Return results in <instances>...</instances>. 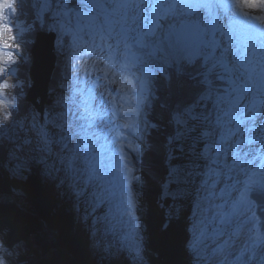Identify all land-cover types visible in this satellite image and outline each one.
<instances>
[{
  "label": "snow or ice",
  "instance_id": "6c2138e0",
  "mask_svg": "<svg viewBox=\"0 0 264 264\" xmlns=\"http://www.w3.org/2000/svg\"><path fill=\"white\" fill-rule=\"evenodd\" d=\"M23 8L24 0H0V151L5 152L0 169L14 180H24L33 165H39L44 176L67 185L77 210L81 202L91 208L85 222L101 209L109 193L99 182L93 144L99 139L97 131L107 128L102 114L108 103L105 93L116 105V98L99 82L117 84V71L109 70L112 65L127 81L118 90L126 89L125 96L136 93V107L121 105L119 111L139 117L129 120L141 143L158 127L149 114L161 93L174 98L171 104L160 103L174 129L168 146L185 152L188 163L170 169L167 183H175L177 192L164 194L176 198L194 193L197 226L186 242L193 264H264V233L257 230L255 216L247 215L252 196L264 197V0H43L36 8L46 10L44 19L58 32L60 49L70 41L72 94L58 97L56 108L43 116L19 118L24 82L17 72L28 60L25 37L32 30L19 23ZM84 56H95L91 63L103 65L104 75L92 81L94 88L103 87L98 106L89 103L96 99L91 89L84 97L78 87L79 72L89 62ZM124 72L135 78V87ZM84 75L92 77L87 71ZM11 89L17 95L9 99ZM129 126L127 121L122 124ZM120 149L123 152L122 143ZM131 150L138 153L140 148ZM133 171L124 164L127 214L136 219L132 182L140 177ZM22 196L12 188L0 192V203L19 206L17 198ZM212 198L222 203L212 204ZM205 201L211 208L203 206ZM233 218H242L235 230L219 227L230 226ZM106 219L96 216L93 223ZM8 231H0V264L13 259L26 264L20 258L27 255L28 242L18 239L9 245ZM95 236L94 229L92 246L99 247ZM145 251L139 231L134 243L124 238L104 248L111 258L126 254L130 264H147Z\"/></svg>",
  "mask_w": 264,
  "mask_h": 264
},
{
  "label": "trees",
  "instance_id": "16d2710c",
  "mask_svg": "<svg viewBox=\"0 0 264 264\" xmlns=\"http://www.w3.org/2000/svg\"><path fill=\"white\" fill-rule=\"evenodd\" d=\"M38 1L24 0L23 15L19 19L20 24L32 26L30 35L25 37L29 40L27 45L30 49L39 31L51 30L37 21L41 17L40 10L36 8ZM60 50L55 44L56 64H60L65 55L71 58V50ZM31 64L30 56L26 63L21 64L17 72L19 80L24 82L19 96L28 92ZM58 68L55 66L53 70L48 89H54L60 77L64 76ZM12 82H15V78ZM10 92L8 98L17 95L15 89H11ZM165 100L170 104L174 102V98L162 92L161 100L155 104L149 114L150 119L157 123L158 127L150 129L145 137L144 155H146L142 157V165L146 170L139 168V173L143 172L139 180L141 204L138 207L143 209L142 223L146 254L149 257L147 264H192L193 257L186 250V242L189 241L187 235L192 232V226L195 224L190 220L191 216L194 217L195 201L191 200L190 194L178 195L176 198L164 194L168 191L175 193L172 191L177 188L175 183H167L170 169L185 165L187 159L185 152L168 146V137L174 129L167 120L165 110L160 107V103ZM56 101L51 93H48L45 111L56 108ZM19 105V118H23L29 113L31 105L25 97L19 98ZM4 154V151H0V157ZM40 173L41 169L33 165L31 171L26 174V179L14 180L7 172L0 169V192H10L12 188H16L23 193L20 197L22 205L0 203V231L9 229L6 237L9 245L18 239L28 242L31 254L28 253L27 256L20 258L26 264H93L87 258L93 241L89 233V225L93 222L91 217L86 222L83 219L85 213H91L92 210L83 202L79 204L77 210V201L75 207H71L67 185L61 186L57 181L54 189V183L42 178ZM134 182L137 181L132 182L133 186ZM36 191L39 192V196L34 195ZM54 207L57 210H54ZM104 208L105 205L93 216H100ZM31 241H34L33 247H30ZM128 260L125 254L120 255L116 261H109L108 264H130ZM16 262L19 264L18 261Z\"/></svg>",
  "mask_w": 264,
  "mask_h": 264
},
{
  "label": "rangeland",
  "instance_id": "374dc122",
  "mask_svg": "<svg viewBox=\"0 0 264 264\" xmlns=\"http://www.w3.org/2000/svg\"><path fill=\"white\" fill-rule=\"evenodd\" d=\"M42 11H46L45 9H42ZM42 23L46 24L45 26L47 28L50 27V21H45L44 17H42L41 20ZM51 28V27H50ZM54 31V30H53ZM56 32V31H55ZM58 33V32H56ZM59 35L57 34L56 37H54V43L56 42V48L60 50V46H59ZM49 42V37L46 34H41L40 38H39V42H35L36 44H34L33 49L31 50L28 45L26 46V54L27 56L30 58V56L32 57V64H31V68H33V70L35 71L36 75L38 76V81H42L44 78V74L47 72L48 70V65L50 64L51 61V49H50V45H48ZM55 45V44H53ZM55 46H53L54 48ZM65 49H70V41H69V45L65 46ZM83 59L88 60L89 62L86 64L85 69L80 70L79 72V76L81 78V82L79 83L78 87L85 90V87L87 84L91 83L92 80L96 79L97 77H102L104 75L103 73V65H93L91 63V60L96 59L95 56H84ZM60 71H63V81L59 82V86L54 87V89H49V93H51V95L54 97V101H56V98L60 97L61 95L67 94V95H71V88L68 87L70 85L73 84V81L75 79V76L73 75L74 71H71V73L66 71V63L64 61H62V68L59 69ZM109 70L111 71H117V76L115 77V79L118 81V79H121V77L123 76L119 70H117L116 68H113L112 65H109ZM85 71L92 73V77L91 79H89V77L85 76L84 73ZM30 77V87H32L31 85H34L35 80L32 79L31 76ZM109 79H113V77L111 75H109L108 77ZM133 78V83L135 84V78ZM28 83H29V79H28ZM121 82H117L116 85H110L107 84V81L102 80L101 79V84L102 85H106L108 88V92L111 93V95L113 96V92L114 93H119L120 90L119 86H120ZM124 83V82H123ZM127 83V81L125 82V84ZM63 84L65 85V88H61L60 85ZM59 88V89H57ZM31 89V88H30ZM113 89H117L116 91H113ZM67 90V91H66ZM98 90V91H97ZM94 89V93L96 96L97 101L92 102L89 101V103L93 104L94 106H98L100 103L99 100V92L103 91V87L100 89ZM79 97V94H77ZM105 99L108 101V103L105 104L104 108L105 110L108 111V107L111 105V101L110 98L108 96V93H105ZM136 107V103L133 106V108ZM104 110V112H105ZM106 111V112H107ZM102 110V113H104ZM30 114H36L38 117H40V113L32 106L30 108V111L28 113ZM47 114V112H44L43 115ZM42 115V116H43ZM133 117L134 119H136L137 121L139 120L138 116H133V114L130 116ZM105 118V116H104ZM105 123H107V120H105ZM132 131V135L129 136V141L126 144L127 147V155L129 157V160L126 161V163L129 164L130 167L133 168V174H137V176L140 177V174L142 175V172L139 173V168L142 167V170L144 168V166L142 165V157L144 155L145 152V144H144V140L143 143H141L140 139L138 138V135L134 136L133 133L136 131V125L132 124L131 127ZM96 130V129H94ZM106 134V135H104ZM97 135L99 136V139L95 141V143L93 144V148L95 149V152L97 153V155H95L94 157V162L96 164L97 167V175L99 177V182L107 189L109 195L107 198V202L104 204L105 208L103 209V211L100 213V216H107L106 220L97 222V223H93V225H89V233H91L92 236V231L95 229L96 231V236L95 239L97 241H99V247H93V241L90 244V253L88 254L87 258H89L91 260V262L93 264H108L109 261H116L117 258H111L108 255H106V253L104 252V246H108L109 244H114L116 243L118 240H123L124 238H127V241L129 244L134 243L135 242V236L137 231L140 232V234L143 236V243H144V247H145V235H144V228H143V209H141L139 206V204H141L140 199H139V194H140V182L137 181V183H135V185L133 186L132 184V189L133 191L136 193V219H133L132 217H130L127 213H128V208H127V203H126V198H125V193H126V189H127V179L126 176L124 174V169L121 171H115L113 169V167L111 165H109V158H107V160H105L102 163V160L100 159V154H99V150L101 148L102 143H104L105 141H107V139H111L114 135V133L112 135H108L106 133V131L103 129H100L97 131ZM132 147H139L140 151L138 153L133 152L131 149ZM112 155H114L113 157L115 158V154L112 153ZM146 155V154H145ZM144 155V156H145ZM100 159V160H98ZM186 164L188 163V158L185 159ZM36 167L41 169V177L54 183V189L56 188L57 185V181H59V179H52V178H48L46 176H44L42 174V168L39 165H35ZM146 170V168H144ZM241 179H244L243 177H241ZM56 183V184H55ZM137 186V188H136ZM165 187L167 188V185H165ZM177 187V185H176ZM221 187H223V185H221ZM37 193H34V195L39 196V192L36 191ZM171 193V191H168ZM172 192H177V188L174 189ZM192 192H186L183 195H188L191 194ZM67 194L69 195V202H70V206L71 207H75V202H76V198L74 197V195L71 193V191L69 189H67ZM193 194H191V198L193 199ZM18 200H20V197L17 198ZM194 201V200H193ZM212 204H220L222 203L221 200L217 199V198H212ZM204 207H208L211 208V205L205 201ZM91 209V208H90ZM54 210H57L54 207ZM216 209L212 208L211 211H215ZM211 211L209 213H206V215H208L210 217L211 215ZM197 215H199L197 213ZM247 215L248 217H252L253 215L255 216V226L257 228V230H259L258 228V219L255 215V205L254 203L251 204V207L247 209ZM91 216L89 215L88 218H90ZM96 217L95 215L93 216ZM92 218V217H91ZM242 218H233V222L230 226H226V225H219V227L224 228L227 232L233 231L236 229L237 225L241 222ZM190 220L192 223L195 222L194 226H192V232L189 233L187 235V239L191 240L193 238L194 232L193 229L196 228V221L194 220L193 216L190 217ZM107 229V231H106ZM226 238V237H225ZM93 239V237H92ZM34 246V241H31L30 247ZM146 249V247H145ZM38 252L40 253L39 249ZM147 249L145 251V259L146 261L148 260V256L146 254ZM29 254H31V251H28ZM27 253V255H28ZM26 255V256H27ZM91 255V256H90ZM37 257V255L35 256ZM34 257V258H35ZM129 261V260H128ZM130 262V261H129ZM10 264H18L15 259L10 261ZM193 264V263H192Z\"/></svg>",
  "mask_w": 264,
  "mask_h": 264
},
{
  "label": "water",
  "instance_id": "95a60500",
  "mask_svg": "<svg viewBox=\"0 0 264 264\" xmlns=\"http://www.w3.org/2000/svg\"><path fill=\"white\" fill-rule=\"evenodd\" d=\"M41 34H44V33L40 32L38 34L36 43L39 42V38ZM46 35L49 37L48 45H50V49H51V53H50L51 61H50V64L48 65V70L44 74V78L41 82L38 81V76L36 75L33 68H31L30 76L32 77L33 80H35V82H34V85L30 87L31 89H29V92L27 95V100L33 103L36 109L40 112L41 116L44 111V102L47 99L48 83L50 81L51 74L54 69V59H55L54 54H53L54 34L51 33V34H46ZM39 98H40V101H39ZM252 200H255V204H256L255 214L259 217V220H258L259 230L262 233H264V197L253 195Z\"/></svg>",
  "mask_w": 264,
  "mask_h": 264
},
{
  "label": "bare ground",
  "instance_id": "6f19581e",
  "mask_svg": "<svg viewBox=\"0 0 264 264\" xmlns=\"http://www.w3.org/2000/svg\"><path fill=\"white\" fill-rule=\"evenodd\" d=\"M58 34V33H57ZM59 35V34H58ZM61 76H62V73H61ZM62 81V77H60V81L59 82H61ZM32 86H33V84H32ZM103 112H104V110H103ZM103 115L105 116V120H107V123H109L110 121H111V119H110V116H109V114L106 112V110H105V112L103 113ZM104 135H106V134H104ZM191 194H193V196H194V193H191ZM191 194H190V197H191ZM191 200L193 201L194 200V197H193V199L191 198Z\"/></svg>",
  "mask_w": 264,
  "mask_h": 264
}]
</instances>
